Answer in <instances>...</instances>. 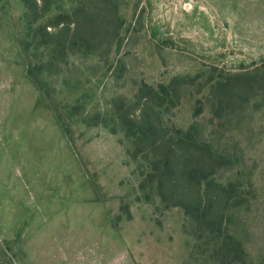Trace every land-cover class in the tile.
<instances>
[{
	"label": "rangeland",
	"instance_id": "1",
	"mask_svg": "<svg viewBox=\"0 0 264 264\" xmlns=\"http://www.w3.org/2000/svg\"><path fill=\"white\" fill-rule=\"evenodd\" d=\"M71 9V0H56L39 25ZM26 12L23 0H0V264L188 260L184 211L154 194L147 200L144 164L122 133L96 125L113 98L133 100L140 85L175 78L193 85L166 121L197 125L231 159L214 179L236 189L245 249L264 264V95L222 118L207 102L231 76L262 74L264 0H122L120 45L67 53L40 75L45 91L28 75L49 55L28 38Z\"/></svg>",
	"mask_w": 264,
	"mask_h": 264
},
{
	"label": "trees",
	"instance_id": "2",
	"mask_svg": "<svg viewBox=\"0 0 264 264\" xmlns=\"http://www.w3.org/2000/svg\"><path fill=\"white\" fill-rule=\"evenodd\" d=\"M55 1L23 0L28 38H33L36 50H46L49 55L45 63L28 71L42 91L49 85L40 75L53 71L59 59L75 51L111 50L116 41L120 45L124 26L122 0H71L70 12H58L54 22L39 25L50 15ZM27 44L25 51L31 48V43ZM262 70L255 77L235 75L215 85L207 97L211 115L222 118L264 95V67ZM192 82L175 78L169 85L142 84L133 100L113 98L102 123L96 125L122 133L128 154L144 164L140 190L147 200L154 194L166 209L184 211L185 232L194 240L184 264H255L245 249L242 217L233 214L236 189L214 179L231 165V159L202 140L197 125L184 131L166 121L183 99L182 88Z\"/></svg>",
	"mask_w": 264,
	"mask_h": 264
}]
</instances>
